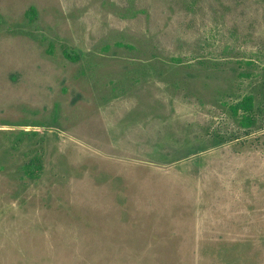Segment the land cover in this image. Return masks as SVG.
Returning a JSON list of instances; mask_svg holds the SVG:
<instances>
[{
	"label": "rangeland",
	"instance_id": "1",
	"mask_svg": "<svg viewBox=\"0 0 264 264\" xmlns=\"http://www.w3.org/2000/svg\"><path fill=\"white\" fill-rule=\"evenodd\" d=\"M0 264H264V0H0Z\"/></svg>",
	"mask_w": 264,
	"mask_h": 264
},
{
	"label": "trees",
	"instance_id": "2",
	"mask_svg": "<svg viewBox=\"0 0 264 264\" xmlns=\"http://www.w3.org/2000/svg\"><path fill=\"white\" fill-rule=\"evenodd\" d=\"M26 14L29 17L34 16L35 14V7L29 6V8L26 10ZM63 54L65 57L70 58L71 60H76L78 58L77 54H74L72 50H68L67 48L63 49ZM175 61H179L178 58H174ZM238 66H242V64H246L248 66H253L252 60H245L242 64L238 62ZM241 64V65H240ZM253 74V72L250 69H244L237 71V76L239 77H250ZM254 94L249 92L246 94H243L240 98H238L235 102L230 103L229 110L233 117L237 119V122L242 127H251L256 123V114L255 110L258 107L254 106ZM43 169V162L42 157L39 154H35L28 158L27 160H24L20 164V170L24 174V176L30 178V179H37L40 177L41 172Z\"/></svg>",
	"mask_w": 264,
	"mask_h": 264
}]
</instances>
